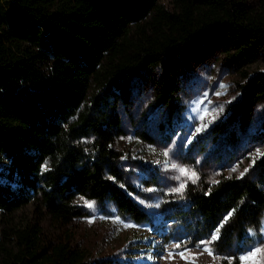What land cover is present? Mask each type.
I'll use <instances>...</instances> for the list:
<instances>
[{
    "label": "trees",
    "instance_id": "1",
    "mask_svg": "<svg viewBox=\"0 0 264 264\" xmlns=\"http://www.w3.org/2000/svg\"><path fill=\"white\" fill-rule=\"evenodd\" d=\"M8 4L10 12L0 4V207L33 210L15 223L13 237L0 240V264H82V253L48 236L47 220L63 228L83 219L80 199L135 222L148 217L115 146L123 133L119 104L134 80L159 69L158 98L179 113L177 63L194 59L206 41L217 40L238 67L264 64V0ZM241 76L221 118L188 143L198 154L229 149L235 129H245L264 100V73ZM93 86L100 92L87 101ZM215 181L188 190L187 207L178 211L181 238L198 244L235 210L209 244L216 264H227L224 257H238L257 239L252 229L264 214V157L242 177L222 173Z\"/></svg>",
    "mask_w": 264,
    "mask_h": 264
},
{
    "label": "rangeland",
    "instance_id": "2",
    "mask_svg": "<svg viewBox=\"0 0 264 264\" xmlns=\"http://www.w3.org/2000/svg\"><path fill=\"white\" fill-rule=\"evenodd\" d=\"M0 4L3 10L10 12L8 0H0ZM228 56L220 49L218 41L211 39L194 59L177 63L175 78L178 99L184 106L182 112L171 113L158 98L159 69L151 70L149 78L135 79L129 98L119 104L123 133L115 146L122 152L120 163L126 170L127 180L137 188L135 198L148 217L135 222L113 214L96 202L94 208L86 207V202L94 201L80 199L87 215L63 228L47 220L45 230L51 239L67 242L82 253V264H109L100 261L107 258L120 260L117 264L217 263L219 257L209 255L206 250L209 244L189 245L181 238L178 211L187 207L190 188L210 184L222 173L239 178L245 168L246 173L253 168V159L258 160L260 153H264V100L256 103L248 126L235 129L237 139L229 149L217 147L205 156L206 153L198 154L194 145H188L187 138L196 128L209 126L221 118L228 104L236 99V84L243 82L244 72L264 73L261 60L238 67ZM99 92L93 86L87 101ZM197 104L200 106L196 107ZM169 148L170 155L164 156ZM173 164L179 167L173 169ZM181 168L188 171L181 172ZM233 168L236 170L232 171ZM172 188L180 190L172 192ZM158 203L159 207H155ZM32 210L30 205L21 210L0 207V240L13 237L15 223L31 217ZM252 230L257 239L248 251L264 245V214ZM214 231L203 241H208ZM255 260L256 264H264V251L257 254Z\"/></svg>",
    "mask_w": 264,
    "mask_h": 264
},
{
    "label": "snow or ice",
    "instance_id": "3",
    "mask_svg": "<svg viewBox=\"0 0 264 264\" xmlns=\"http://www.w3.org/2000/svg\"><path fill=\"white\" fill-rule=\"evenodd\" d=\"M223 87V85H222ZM217 95H219V93H217ZM200 105L197 104L196 107H199ZM193 119H195L196 117L193 116L192 117ZM207 124L203 125L202 127H198L195 129V132L192 134V136H189L187 139H188V142L191 143L192 141V138L199 132H201L204 128H207ZM259 152V150H257ZM170 152H171V148L167 149L164 151L163 155L164 156H169L170 155ZM260 156L264 157V153H260ZM123 159V157H122ZM167 163V162H165ZM253 163H255V159H253ZM179 166L176 165V164H173L172 165V168L173 169H176L178 168ZM43 170H47V162L45 163V165L43 166ZM236 169L233 168L232 171H235ZM181 172H187L188 169H183L181 168L180 169ZM248 171L247 168L244 169V172H241L240 173V176L242 177L244 175V173H246ZM199 177L197 176L196 179H198ZM176 179H179V176L176 177ZM193 183L196 182L195 179L192 180ZM214 183H217L216 181H213ZM183 187V186H182ZM180 189L178 188H172L170 189V191L172 192H177L179 191ZM148 191H152V189H148ZM85 206L86 207H89V208H94L95 206V202H86L85 203ZM155 207H159V203L155 205ZM235 210H232L231 212H229L227 214V216H225L224 218V221L221 222V224L219 226H217V228L215 229V231L212 233L211 235V238L208 240V241H200L199 243L200 244H204V245H207V244H211L213 241H216L219 239V232H220V228L223 226V223L226 222L229 217H231L233 215ZM102 219H108L106 217H101ZM117 220L119 219V217L116 218ZM91 222V221H89ZM126 226H130V225H126ZM251 231V230H249ZM199 246V245H198ZM176 247H180V245H176ZM208 252H209V255H212V250L211 249H206ZM262 251H264V245H260V246H257V247H253L251 248L249 251L239 255L238 257H224L223 259H225L227 261V264H233V260H238L239 261V264H246V261H251V264H256V260H255V257L257 256V254L261 253ZM182 255V253H181Z\"/></svg>",
    "mask_w": 264,
    "mask_h": 264
}]
</instances>
